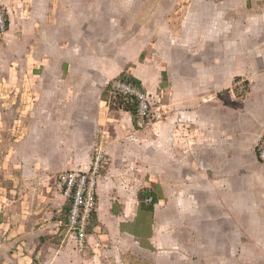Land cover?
<instances>
[{
	"label": "crops",
	"instance_id": "1",
	"mask_svg": "<svg viewBox=\"0 0 264 264\" xmlns=\"http://www.w3.org/2000/svg\"><path fill=\"white\" fill-rule=\"evenodd\" d=\"M9 3L10 0H0L7 9ZM15 24L16 18L10 15L5 44L12 40ZM193 25L192 29L196 30L198 22ZM20 30L24 32V42L19 46L24 56L21 60L26 70L24 78L35 83L36 90L8 92L4 85L1 88L5 80H0V133H10L6 140L0 138V264H264V178L252 174L245 186L238 183L242 187H237L236 155L219 153L213 134L216 125L202 119V106L197 100L191 101L202 95L197 80L201 76L186 91L173 83L176 92L173 96L187 103L181 118L174 114L171 122L152 124L148 132L150 180L143 187L156 199L150 210L140 205V190L135 180L141 176L133 175L134 169L143 172L135 165L139 161V130L135 129L129 113L121 109L110 111L102 101L105 107L96 113L94 132H98L96 139L109 162L98 180L97 209L87 252L77 253L67 238L65 200L57 170L44 166L41 149L47 126L52 127L53 137L46 141L51 146L59 145L60 138L56 140L54 136L60 126L52 124L51 116H57L60 110L67 116V124L63 125L65 136L69 142L82 145L84 137L72 119L78 117L79 123H83L87 114L80 108L75 113L74 94L49 91L50 82L60 78L56 57L51 60L50 68L45 69L44 54L51 59L47 50L52 44L43 38L33 42L38 35L25 22H20ZM33 44L37 50L30 54ZM165 45L162 43L163 50ZM135 47L140 46L135 44ZM0 51L4 59L11 61V54H6L2 46ZM69 52L67 56L76 59ZM30 57L33 65L28 61ZM69 63V70L70 66L75 67L72 61ZM101 72L107 79L122 74L109 66ZM126 74L150 89L145 86L141 71L133 69V74ZM17 81L20 83L22 76ZM17 109L16 117L13 111ZM18 132L20 138L16 136ZM182 133L185 137L178 138ZM87 147L79 165L72 166L73 171L87 170L90 160ZM67 159L69 163L75 160L70 155ZM161 179L163 198L156 193ZM170 182H177L178 186L173 183L171 187ZM174 247L179 251L176 256L172 255Z\"/></svg>",
	"mask_w": 264,
	"mask_h": 264
},
{
	"label": "rangeland",
	"instance_id": "2",
	"mask_svg": "<svg viewBox=\"0 0 264 264\" xmlns=\"http://www.w3.org/2000/svg\"><path fill=\"white\" fill-rule=\"evenodd\" d=\"M5 7L0 4L7 19L5 33L10 15L16 18V30L9 44H5V35L0 36V47L11 54V61H7L0 51V80H5L1 88L5 86L8 92L19 94L27 88L36 90L35 83L25 80L26 70L21 63L24 56L19 46L24 42V32L18 30L20 22H25L38 35L33 42L43 38L52 44L47 50L51 59L44 54L45 69L50 68L54 57L59 61L58 74L57 71L54 74L60 78L50 82L49 91L74 94L75 113L80 108L87 114V121L83 123H79L78 117L72 119L84 137L82 145L69 142L67 131L63 130L67 116L61 110L57 116H51L52 124L60 126L54 136L56 140L60 138L59 145L51 146V142L46 141L53 136L52 127H45V143L41 149L44 166L56 169L57 177L79 165L87 147L85 144L90 143L87 147L89 158L94 147L101 148L95 134L98 132H94L98 109L100 112L105 107L102 101L110 111L119 109L120 97L110 83L115 79L133 78L126 72L133 74V69H137L145 75V86L150 88L140 84L141 90L149 93L151 115L158 116L157 119L149 118L143 129L134 125L141 140L137 148L139 161L135 165L143 172L134 169L133 174L134 178L136 173L141 176L135 180L140 194L148 192L143 186L150 180L147 136L152 124L171 122L174 114L181 118L180 113L187 103L173 96L176 93L173 83L186 91L194 87L195 78L200 76L202 79L197 80L202 86V95L191 101L197 100L202 106V119L216 125L213 134L219 153L236 155L237 187L245 186L252 174L264 178V161L259 157L264 146V0H10L9 8ZM195 22L198 27L193 30ZM162 43L166 44L165 50ZM31 47L30 54L37 50L34 44ZM68 51V55L73 54L76 59L68 57ZM28 61L33 65L32 57ZM71 61L75 67L70 66L69 70ZM106 66L120 71L125 78L119 75L111 80L102 76L100 71ZM21 76L19 83L17 80ZM17 103L20 105L19 99ZM18 111H13L16 117ZM83 124H87L86 128ZM8 134V131H1L0 138L6 140L10 137ZM16 136L20 138V132ZM182 137L184 133L178 136ZM68 155L75 158V162L69 163ZM160 182L162 187L157 185L156 193L163 198V180ZM173 183L178 186L177 182L169 185L174 187ZM65 207L67 216L66 202ZM144 223L147 224V220ZM65 229L67 238L72 241L66 222ZM175 245L178 247V243ZM173 252V256L178 255V248L174 247Z\"/></svg>",
	"mask_w": 264,
	"mask_h": 264
},
{
	"label": "built area",
	"instance_id": "3",
	"mask_svg": "<svg viewBox=\"0 0 264 264\" xmlns=\"http://www.w3.org/2000/svg\"><path fill=\"white\" fill-rule=\"evenodd\" d=\"M6 28L7 19L4 12L0 10V36L5 34ZM110 86L118 95L135 101L134 125L137 129H143L149 122V118H158L157 115H151L149 93L143 92L140 87L123 79L113 80ZM92 150L86 172L67 171L60 174L57 179L61 195L68 206L66 228L79 254H85L88 249L91 221L97 209L98 180L109 162L107 155L100 147H94ZM259 157L264 161V146ZM145 203L150 205L152 197L149 196Z\"/></svg>",
	"mask_w": 264,
	"mask_h": 264
},
{
	"label": "trees",
	"instance_id": "4",
	"mask_svg": "<svg viewBox=\"0 0 264 264\" xmlns=\"http://www.w3.org/2000/svg\"><path fill=\"white\" fill-rule=\"evenodd\" d=\"M124 76L125 75H123V73H122L121 77L125 78ZM127 81L130 82L131 84L137 86V87H140V82L138 80H136V79L130 78ZM119 97H120L119 109L123 110L124 112L129 113L132 116V118H133V122L135 123V121H134L135 117H136V104H135V101L133 99H129V98H126V97H123V96H120V95H119ZM149 196L152 197V203L150 205H147L145 203V200ZM138 198H139L141 207L145 208V209H148V210L152 209L153 205L156 202L155 196L152 193H150V192H145L143 194L139 193L138 194ZM94 215H93V217H94ZM93 217H92V220H93ZM91 225H92V221H91Z\"/></svg>",
	"mask_w": 264,
	"mask_h": 264
}]
</instances>
